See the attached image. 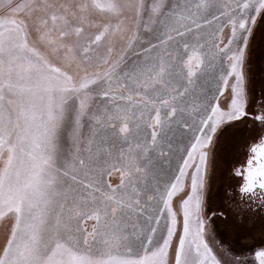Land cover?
<instances>
[{
  "label": "snow or ice",
  "instance_id": "6c2138e0",
  "mask_svg": "<svg viewBox=\"0 0 264 264\" xmlns=\"http://www.w3.org/2000/svg\"><path fill=\"white\" fill-rule=\"evenodd\" d=\"M264 0H0V264H264ZM256 127L208 210L219 133ZM260 214V215H258Z\"/></svg>",
  "mask_w": 264,
  "mask_h": 264
},
{
  "label": "rangeland",
  "instance_id": "374dc122",
  "mask_svg": "<svg viewBox=\"0 0 264 264\" xmlns=\"http://www.w3.org/2000/svg\"><path fill=\"white\" fill-rule=\"evenodd\" d=\"M260 19L258 20V22L260 21ZM254 30H255V28L253 29L252 36L254 35ZM263 30H264V22H263V24L261 22L260 31H259V34L257 36V42L254 43V45H253L252 36L249 39L248 50H247V59H246V63H245V71H246V76H247V85L246 86H247V91H248V97L251 96L250 89H248V79L250 77V68H249L248 64L250 62V59H251L250 56H252V52H253L254 60L257 62V66H258V64H260V61H262V55L264 56V52H263L264 40L261 38V33ZM253 46H254V48L256 47V49H258V51H255ZM241 125H242V122H233V123L225 126V128L222 130L223 132L221 131L223 134H221V132L219 133V136H220V134L222 136L221 139H220V137H218L221 141V144L223 146L224 145L227 146L228 150H231V146L232 147L233 146L238 147V144L242 141L241 139L243 138L245 132H244ZM239 127L242 128V130L240 131V132L243 131L242 135L239 134V136L235 137L234 135L236 133H229L230 130H232L233 132L237 131V129ZM224 135H227V137ZM245 138H243V141ZM219 139H218V141H219ZM228 145L230 147H228ZM230 156H231V153L228 155V157H226V163H224L223 166H222L223 161H221L222 158L219 157V172L220 173L222 172V175H220V177H225V180H227V168H228L227 162H228V159L230 158ZM213 170H214V167H213ZM217 175L218 174L212 175V173L210 175V182H209L210 186H209V193H208V197H207L208 210H209V212H211V211L228 212L229 210L226 207V205L221 202L225 188L224 187H222L221 189L218 188V183L220 182L221 178L217 177ZM213 182H214V184H213ZM215 183H216V186H215ZM212 184H213V189H212ZM227 184L228 183H226V185ZM214 186H215V188H214ZM213 221L215 223V227H216V231H217V238L225 246H227L231 250H233L237 255H239L241 253L247 254L248 252L254 250L255 248H258V247L264 245V238L261 237L260 232L258 230V227H256V228L247 227V228H243V229H240L237 231H230L229 229H227L224 226L226 223L235 222V218L230 213L228 215L227 220L217 216V217H213Z\"/></svg>",
  "mask_w": 264,
  "mask_h": 264
},
{
  "label": "flooded vegetation",
  "instance_id": "af4514ba",
  "mask_svg": "<svg viewBox=\"0 0 264 264\" xmlns=\"http://www.w3.org/2000/svg\"><path fill=\"white\" fill-rule=\"evenodd\" d=\"M261 22L263 24L264 17H262L260 19V21L257 23V25L255 27L254 35L252 36L253 45H254V43L257 42V36L259 34V31H260ZM261 38L264 40V30L261 33ZM253 48H254V46H253ZM263 49H264V47H263ZM254 50L258 51V49H256V47L254 48ZM263 52H264V50H263ZM250 58L251 59H250V62L248 64V66L250 68V77L248 79V89H250V93H251V96L249 97V111L255 113V112L261 110L262 108H264V56L262 55V61H260V64H258V66H257V62L254 60L253 52H252V56H250ZM241 126L245 132V134L243 136V138L246 137L245 139H247V137L250 135L251 130H253L256 127V125H254L252 123L251 117L245 118V121L242 122ZM242 128L239 127L237 129V131H235V132L230 130L229 133H236L234 135L235 137L239 136V134L242 135L243 131L240 132L242 130ZM222 132H221V134H223ZM221 134L219 136L220 139L222 138ZM227 135H224V136L227 137ZM243 138L241 139L242 141L240 140L241 142L238 144V147L237 146H233V147L231 146V150H228L227 146H225V145L223 146L221 144L220 139L218 138L219 141H217V146H216V150H215V165H214V170L212 171V175L218 174L217 177H220V175H222V172L221 173L219 172V157L222 158L221 161H223V163H222V166H223V164L226 163V157H228V155L230 153L232 155V153L234 151H236L237 149H240L241 151H246V148L243 146ZM228 147H230V146L228 145ZM230 158H231V156H230ZM230 158L228 159V162H229ZM228 162H227V164H228ZM220 178L222 181L220 180V182L218 183V188L219 189H221L222 187L226 188V186H227L226 183H228V179L225 180V177H220ZM216 183H215V186H216ZM213 184H214V182H213ZM213 184H212V189H213ZM215 186H214V188H215ZM221 202L223 204H225L223 197L221 199ZM258 215H260V214H258Z\"/></svg>",
  "mask_w": 264,
  "mask_h": 264
}]
</instances>
